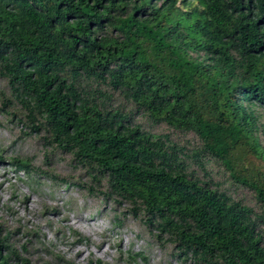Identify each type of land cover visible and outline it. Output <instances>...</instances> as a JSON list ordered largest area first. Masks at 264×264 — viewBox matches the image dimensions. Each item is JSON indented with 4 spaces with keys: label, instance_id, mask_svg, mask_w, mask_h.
I'll use <instances>...</instances> for the list:
<instances>
[{
    "label": "trees",
    "instance_id": "1",
    "mask_svg": "<svg viewBox=\"0 0 264 264\" xmlns=\"http://www.w3.org/2000/svg\"><path fill=\"white\" fill-rule=\"evenodd\" d=\"M0 81L45 165L68 155L80 189L127 204L181 264H264V0H0ZM6 226L0 264H29Z\"/></svg>",
    "mask_w": 264,
    "mask_h": 264
},
{
    "label": "rangeland",
    "instance_id": "2",
    "mask_svg": "<svg viewBox=\"0 0 264 264\" xmlns=\"http://www.w3.org/2000/svg\"><path fill=\"white\" fill-rule=\"evenodd\" d=\"M3 104L0 102V221L10 232L18 230L11 241L19 261L21 257L29 264H181L172 246L151 236L145 224L127 212V204L115 203L111 195H90L80 189V172L65 167L68 155L47 159L49 165H45L39 141L20 133L18 115L13 116L17 108H3ZM135 121L154 135L168 136L171 144H196L191 134L182 143L178 141L182 135H174L165 126L139 115ZM15 158L28 160L32 168L39 167L46 174L35 176L15 167ZM207 170L221 191L253 207L252 195L236 189L221 167L209 164ZM23 244L25 251L20 249Z\"/></svg>",
    "mask_w": 264,
    "mask_h": 264
},
{
    "label": "bare ground",
    "instance_id": "3",
    "mask_svg": "<svg viewBox=\"0 0 264 264\" xmlns=\"http://www.w3.org/2000/svg\"><path fill=\"white\" fill-rule=\"evenodd\" d=\"M65 221V220H64ZM70 224V223H69ZM73 226V225H72ZM95 231H97V230H95Z\"/></svg>",
    "mask_w": 264,
    "mask_h": 264
}]
</instances>
